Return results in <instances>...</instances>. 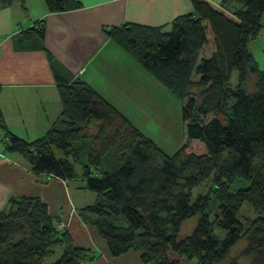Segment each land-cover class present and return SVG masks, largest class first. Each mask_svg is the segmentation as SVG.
Segmentation results:
<instances>
[{
  "label": "trees",
  "instance_id": "1",
  "mask_svg": "<svg viewBox=\"0 0 264 264\" xmlns=\"http://www.w3.org/2000/svg\"><path fill=\"white\" fill-rule=\"evenodd\" d=\"M44 1L52 14L81 8L76 0ZM191 3L193 12L168 30L126 24L107 32L181 101L183 142L173 156L82 81L58 84L60 118L40 139L10 133L0 109L4 150L20 155L34 175L68 182L83 151L74 144L90 140L82 189L97 199L78 215L113 258L133 251L141 264H264V70L249 48L260 37L264 0ZM35 29L43 39V27ZM108 154L121 167L93 171ZM238 178L249 186L231 192ZM205 181L209 192L193 200ZM244 204L255 219L241 214ZM195 217L191 235L179 240L183 223ZM58 226L41 199L11 197L0 210V264H92L93 250L76 246ZM57 249L60 257L50 262Z\"/></svg>",
  "mask_w": 264,
  "mask_h": 264
},
{
  "label": "crops",
  "instance_id": "2",
  "mask_svg": "<svg viewBox=\"0 0 264 264\" xmlns=\"http://www.w3.org/2000/svg\"><path fill=\"white\" fill-rule=\"evenodd\" d=\"M76 1L80 9L57 14L48 12L44 0L0 3V109L8 131L21 139H40L56 125L62 111L58 84L74 81L91 87L138 128L129 109L116 99L132 106L121 97L143 96V89L134 84L140 82L137 74L147 76L138 72L135 60L107 32L126 24L168 30L175 18L193 12L191 0ZM209 1L219 4L223 0ZM36 24L44 29L43 39L33 31ZM27 30L32 32L24 33ZM249 48L264 70V22L260 37ZM115 54L123 60L116 63ZM156 86V93L163 91ZM4 141L5 132L0 128V210L11 197L39 198L76 246L98 252L92 264H141L133 251L111 257L96 229L85 225L78 215V209L91 203H74L68 182L34 175L20 155L5 152Z\"/></svg>",
  "mask_w": 264,
  "mask_h": 264
},
{
  "label": "rangeland",
  "instance_id": "3",
  "mask_svg": "<svg viewBox=\"0 0 264 264\" xmlns=\"http://www.w3.org/2000/svg\"><path fill=\"white\" fill-rule=\"evenodd\" d=\"M264 22V16L262 19V23ZM125 54V52L122 50ZM127 54V53H126ZM125 54V55H126ZM128 55V54H127ZM126 55V56H127ZM130 57V56H129ZM113 60L117 62H121L123 59L119 54H115ZM136 62V61H135ZM137 66L139 68L138 72H143L147 77H143L141 74H137V79L140 80L139 84L136 82L134 86H138L143 89V96H122V100H128L132 106L127 105L124 101L117 100V103H120L121 107H127L130 111V117L134 119V122L138 125L137 127L143 132L147 137H149L154 143L167 155L173 156L183 142V130L181 123V101L176 95H174L171 91H169L166 87H164L158 81L147 73L138 62ZM264 67V62H262ZM261 69V68H260ZM237 80L236 73L234 72L232 82ZM163 88V91L155 92L159 90L158 86ZM252 89V88H251ZM115 97V96H114ZM27 141V140H26ZM75 146L83 145V151L81 152L80 161L81 163L87 162V153L90 151V140H84L80 143L74 144ZM54 153L58 158H61V154L59 151L55 150ZM75 164V172L76 179L68 181V185L71 188L73 201L74 203H81L82 201L85 203H91L88 205H92L95 203V193L88 191L86 189L78 190L79 186H83L82 176H83V168L82 164ZM121 163L113 160L110 155H106L101 165L98 169L93 170L98 173L105 172L110 173L114 171V169L120 165ZM121 167V165H120ZM119 167V168H120ZM51 178L48 177V180ZM210 182L205 181L199 187L192 190V199H196L198 195H207L210 190ZM231 192H236L240 189H246L249 186V182L243 181L241 179H237L234 184L231 185ZM84 188V187H83ZM81 192V193H80ZM80 196V197H79ZM92 196V197H90ZM86 205V204H85ZM5 208V207H4ZM3 208V209H4ZM241 214L246 215V217L255 219L256 215L250 210V208L244 204ZM198 222V218H192L185 221L181 227L179 233V240H182L191 235L193 230L195 229ZM123 224V222H122ZM63 226L59 223L58 228L61 229ZM219 231V230H218ZM224 232L219 231V235H223ZM71 236V235H70ZM77 237V236H76ZM245 241H241L232 249V256H239L241 249L244 247ZM95 253H98L97 251ZM61 255V250H56V256L50 262L55 261ZM99 255V254H98ZM99 257V256H98ZM240 264H248V261L243 259L239 261Z\"/></svg>",
  "mask_w": 264,
  "mask_h": 264
},
{
  "label": "built area",
  "instance_id": "4",
  "mask_svg": "<svg viewBox=\"0 0 264 264\" xmlns=\"http://www.w3.org/2000/svg\"><path fill=\"white\" fill-rule=\"evenodd\" d=\"M0 45H1V43H0Z\"/></svg>",
  "mask_w": 264,
  "mask_h": 264
}]
</instances>
